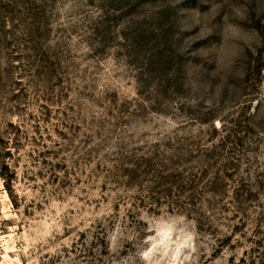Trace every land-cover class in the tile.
<instances>
[{"label": "rangeland", "instance_id": "obj_1", "mask_svg": "<svg viewBox=\"0 0 264 264\" xmlns=\"http://www.w3.org/2000/svg\"><path fill=\"white\" fill-rule=\"evenodd\" d=\"M0 264H264V0H0Z\"/></svg>", "mask_w": 264, "mask_h": 264}]
</instances>
